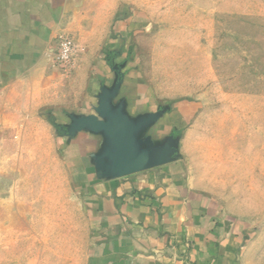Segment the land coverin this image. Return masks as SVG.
<instances>
[{"label": "crops", "instance_id": "0c3cea01", "mask_svg": "<svg viewBox=\"0 0 264 264\" xmlns=\"http://www.w3.org/2000/svg\"><path fill=\"white\" fill-rule=\"evenodd\" d=\"M136 5L135 0H0L1 117H7L12 101L19 117L25 115L21 102L29 101L26 115L32 116L42 85L48 93L62 91L51 76L57 40L72 35L76 46L65 95L42 97L59 133L69 188L64 203L47 211L52 214L47 221L31 223L41 247L26 260L264 264V234L256 237L249 221L190 179L180 147L184 128L200 108L199 82L191 73L164 87L157 78L165 74H149L139 50L128 46L151 31L147 10ZM16 86L26 87L17 94Z\"/></svg>", "mask_w": 264, "mask_h": 264}, {"label": "rangeland", "instance_id": "374dc122", "mask_svg": "<svg viewBox=\"0 0 264 264\" xmlns=\"http://www.w3.org/2000/svg\"><path fill=\"white\" fill-rule=\"evenodd\" d=\"M135 1L140 10H147L151 31L128 46L139 50V61L149 74L154 70L165 74L157 78L164 87L191 73L199 82L200 108L184 128L180 147L190 179L235 216L249 221L261 238L264 0ZM54 64L56 72L51 76L62 91L48 93L42 85L39 107L32 116L26 115L31 113L29 101L20 104L23 117L16 116L15 101L8 102L12 107L7 117L0 116V264L31 263L26 258L41 247L31 223L47 221L52 216L47 211L64 203V191L69 188L57 146L59 133L43 98L47 93L56 99L65 95L63 84L71 69ZM25 87L16 86L13 91L21 94Z\"/></svg>", "mask_w": 264, "mask_h": 264}, {"label": "built area", "instance_id": "2783aa9c", "mask_svg": "<svg viewBox=\"0 0 264 264\" xmlns=\"http://www.w3.org/2000/svg\"><path fill=\"white\" fill-rule=\"evenodd\" d=\"M76 46L73 40L69 37H62L59 39L54 55V62L57 66L70 69L73 63Z\"/></svg>", "mask_w": 264, "mask_h": 264}, {"label": "water", "instance_id": "95a60500", "mask_svg": "<svg viewBox=\"0 0 264 264\" xmlns=\"http://www.w3.org/2000/svg\"><path fill=\"white\" fill-rule=\"evenodd\" d=\"M124 136H125V140L121 141V144L123 145V149L121 150L122 151L123 160H125V156H126V150L125 149L127 147V139H126L127 135L124 134Z\"/></svg>", "mask_w": 264, "mask_h": 264}]
</instances>
